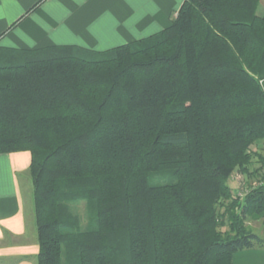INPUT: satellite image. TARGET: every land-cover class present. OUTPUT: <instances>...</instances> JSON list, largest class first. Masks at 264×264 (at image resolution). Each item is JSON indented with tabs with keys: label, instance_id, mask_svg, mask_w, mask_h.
<instances>
[{
	"label": "trees",
	"instance_id": "1",
	"mask_svg": "<svg viewBox=\"0 0 264 264\" xmlns=\"http://www.w3.org/2000/svg\"><path fill=\"white\" fill-rule=\"evenodd\" d=\"M262 2L184 0L103 52L0 47V154L30 153L37 264H232L264 243L246 227L264 218Z\"/></svg>",
	"mask_w": 264,
	"mask_h": 264
},
{
	"label": "crops",
	"instance_id": "2",
	"mask_svg": "<svg viewBox=\"0 0 264 264\" xmlns=\"http://www.w3.org/2000/svg\"><path fill=\"white\" fill-rule=\"evenodd\" d=\"M183 1L0 0V47L111 50L167 28ZM30 160L0 154V264H37ZM232 264H264V243L235 252Z\"/></svg>",
	"mask_w": 264,
	"mask_h": 264
},
{
	"label": "rangeland",
	"instance_id": "3",
	"mask_svg": "<svg viewBox=\"0 0 264 264\" xmlns=\"http://www.w3.org/2000/svg\"><path fill=\"white\" fill-rule=\"evenodd\" d=\"M263 10H264V0L259 6L258 12L261 13L263 12ZM256 150L260 155L264 157V144L258 145ZM257 183L258 181L256 182V179L250 180L247 177L241 175L239 179H237V176H235V179L233 180V182H231V186L235 185L239 193H241V195L243 196L244 192L247 191L248 187L249 188L254 187ZM260 185H264V184L261 183ZM246 227L254 234L264 237V218H259L256 216L250 217L246 220Z\"/></svg>",
	"mask_w": 264,
	"mask_h": 264
},
{
	"label": "built area",
	"instance_id": "4",
	"mask_svg": "<svg viewBox=\"0 0 264 264\" xmlns=\"http://www.w3.org/2000/svg\"><path fill=\"white\" fill-rule=\"evenodd\" d=\"M260 85H261L262 87H264V84H263L262 81L260 82ZM239 178H240V176H237V179H239ZM238 194L241 195V193H239V191H238Z\"/></svg>",
	"mask_w": 264,
	"mask_h": 264
}]
</instances>
